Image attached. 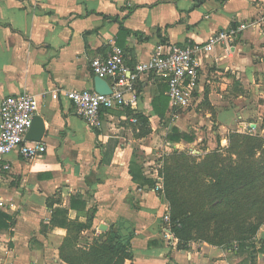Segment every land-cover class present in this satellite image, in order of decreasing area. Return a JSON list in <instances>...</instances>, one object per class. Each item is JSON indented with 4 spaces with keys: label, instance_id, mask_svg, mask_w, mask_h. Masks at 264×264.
<instances>
[{
    "label": "crops",
    "instance_id": "0c3cea01",
    "mask_svg": "<svg viewBox=\"0 0 264 264\" xmlns=\"http://www.w3.org/2000/svg\"><path fill=\"white\" fill-rule=\"evenodd\" d=\"M262 13L264 0H0V101L33 95L46 145L30 160L10 152V168L0 166V264H67L64 241L87 247L112 224L134 232L130 264H249L250 252L236 245L169 246L167 204L132 181L129 164L156 181L160 157L173 149L203 155L227 145L230 131L264 136V27L250 26L214 48L198 70L188 110L169 109L164 78L134 70L157 46L203 43ZM113 44L124 50L126 76L136 74L125 92L135 102L103 108L102 125L90 128L65 93L94 90L90 60ZM173 127L177 141L167 140ZM55 208L75 222L91 217L90 227L75 233L55 225ZM263 236L264 224L255 258L264 256Z\"/></svg>",
    "mask_w": 264,
    "mask_h": 264
},
{
    "label": "trees",
    "instance_id": "16d2710c",
    "mask_svg": "<svg viewBox=\"0 0 264 264\" xmlns=\"http://www.w3.org/2000/svg\"><path fill=\"white\" fill-rule=\"evenodd\" d=\"M135 117L143 121L140 115ZM179 138L173 127L167 140ZM227 141V145L203 155L178 149L164 153L157 169L162 180L159 195L167 204L179 249H187L190 242L226 248L236 245L250 252L249 264H256L255 240L264 224V136L259 131L234 130L228 133ZM103 157V162L110 161L111 156ZM129 173L140 187L155 185L156 181L144 176L134 161H130ZM66 213V209L55 208L52 223L75 233L90 227L91 217L81 223L69 220ZM133 235L132 230L112 224L87 247H79L75 238H68L60 256L67 264H130ZM260 246L264 247V236Z\"/></svg>",
    "mask_w": 264,
    "mask_h": 264
},
{
    "label": "built area",
    "instance_id": "2783aa9c",
    "mask_svg": "<svg viewBox=\"0 0 264 264\" xmlns=\"http://www.w3.org/2000/svg\"><path fill=\"white\" fill-rule=\"evenodd\" d=\"M253 26L264 27V13L251 22H242L223 31L216 32L203 43L190 45L170 44L157 46L146 61L135 65L136 74L153 73L165 79L167 83L168 107L171 111L188 108L193 101V90L198 80V70L214 48L229 37ZM93 75L109 80L110 94H100L95 90H70L65 93L72 101L76 114L90 128L102 125L101 111L115 106L122 107L135 102V97H125L132 90L136 74L126 76L124 50L113 44L105 56H96L90 60ZM37 108L36 98L29 93L7 95L0 101V166L9 169L5 156L16 151L25 160L33 159L46 151L41 141H28L25 134L30 128L32 117ZM135 121V120H133ZM247 133L253 132L248 128ZM161 177L157 176L153 190H162ZM3 201L0 200V206ZM164 238L171 247H176L178 239L170 228L168 207L162 215Z\"/></svg>",
    "mask_w": 264,
    "mask_h": 264
},
{
    "label": "water",
    "instance_id": "95a60500",
    "mask_svg": "<svg viewBox=\"0 0 264 264\" xmlns=\"http://www.w3.org/2000/svg\"><path fill=\"white\" fill-rule=\"evenodd\" d=\"M94 90L100 94H110L111 88L106 79L94 76L93 78ZM44 134V123L40 116L34 114L31 125L25 134V139L28 141H40ZM100 229L106 230V226H100Z\"/></svg>",
    "mask_w": 264,
    "mask_h": 264
},
{
    "label": "rangeland",
    "instance_id": "374dc122",
    "mask_svg": "<svg viewBox=\"0 0 264 264\" xmlns=\"http://www.w3.org/2000/svg\"><path fill=\"white\" fill-rule=\"evenodd\" d=\"M189 108H191V107H189ZM186 110H188V109H186ZM185 110V111H186ZM180 111V110H179ZM180 112H182V111H180ZM157 132L159 131V130H156ZM161 131V130H160ZM241 132H243V131H241ZM193 154V153H192ZM194 155H197L196 153H194ZM151 166H153V168L155 167V165H151ZM256 264H263L264 263V256L263 255H258V256H256Z\"/></svg>",
    "mask_w": 264,
    "mask_h": 264
}]
</instances>
